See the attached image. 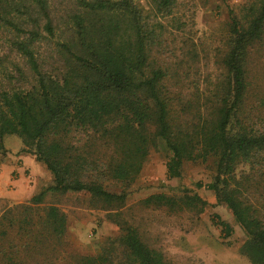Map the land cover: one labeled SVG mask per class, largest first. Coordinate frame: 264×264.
<instances>
[{
	"label": "trees",
	"instance_id": "16d2710c",
	"mask_svg": "<svg viewBox=\"0 0 264 264\" xmlns=\"http://www.w3.org/2000/svg\"><path fill=\"white\" fill-rule=\"evenodd\" d=\"M50 1L0 0V162L12 134L51 176L25 201L0 198V264H170L122 216L159 147L167 178L184 162L208 164L214 202L180 188L138 203L195 215L221 204L243 233L237 253L264 264V0L227 9L206 83L185 88L165 48L167 24L181 22L176 0H61L58 16ZM193 54L179 62L191 68ZM68 193L117 226L93 254L66 250L57 198Z\"/></svg>",
	"mask_w": 264,
	"mask_h": 264
},
{
	"label": "rangeland",
	"instance_id": "374dc122",
	"mask_svg": "<svg viewBox=\"0 0 264 264\" xmlns=\"http://www.w3.org/2000/svg\"><path fill=\"white\" fill-rule=\"evenodd\" d=\"M243 0H176L178 25L167 24L166 30L174 34L171 43L167 38L169 62L174 72L182 79L185 87L197 84L202 87L205 76L211 72L212 57L220 46L224 33L227 9L240 4ZM55 16L62 8L61 0H51ZM139 3L144 5L143 0ZM166 22V21H165ZM2 34L0 33V37ZM40 55L47 57V65H54L48 46H40ZM194 53L191 68L179 58L189 60ZM9 58L13 56L9 54ZM187 90V89H184ZM3 145L14 150L21 146L15 135H4ZM167 155L163 148L149 151L141 170L129 188L122 216L136 227L141 239L149 246L160 250L170 264H250L237 253V246L243 233L234 223L230 213L221 204L206 205L201 213L189 211L168 213L163 208L143 207L138 201L150 193H170L173 189L187 188L198 193L208 202H214L211 192L203 188L210 180L211 168L208 164L184 162L180 176L167 178L165 162ZM38 170L49 179L48 170L37 163ZM196 182L201 187L195 186ZM58 204L66 214L67 251L93 254L107 236L117 232V226L105 217V212L88 206L86 197L80 193L59 196ZM9 204V203H7ZM11 204V203H10ZM213 215H216L215 218ZM219 221L226 222L231 231L224 235ZM76 222H79L76 225Z\"/></svg>",
	"mask_w": 264,
	"mask_h": 264
},
{
	"label": "crops",
	"instance_id": "0c3cea01",
	"mask_svg": "<svg viewBox=\"0 0 264 264\" xmlns=\"http://www.w3.org/2000/svg\"><path fill=\"white\" fill-rule=\"evenodd\" d=\"M20 147L14 150L5 147L8 151L0 162V198L8 202L25 201L50 182L37 169L38 162L31 155L18 152Z\"/></svg>",
	"mask_w": 264,
	"mask_h": 264
}]
</instances>
